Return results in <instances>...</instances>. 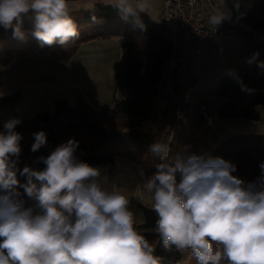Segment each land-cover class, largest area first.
Returning a JSON list of instances; mask_svg holds the SVG:
<instances>
[{
  "label": "clouds",
  "instance_id": "1",
  "mask_svg": "<svg viewBox=\"0 0 264 264\" xmlns=\"http://www.w3.org/2000/svg\"><path fill=\"white\" fill-rule=\"evenodd\" d=\"M112 5L122 20L144 30L143 4ZM25 18L42 45L63 46L77 35L68 0H0V26L13 29L15 38H23ZM225 18L209 21L218 25ZM19 123L9 119L0 132V264H161L135 228L130 200L104 186L99 168L76 157L74 139L39 157L43 170L25 166L21 184ZM34 140L32 152L46 145V134L35 133ZM149 151L159 163L143 190L151 194L154 232L166 249L190 253L196 264H264V163L247 181L222 158L192 153L169 161V147L160 142ZM20 189L34 206H25Z\"/></svg>",
  "mask_w": 264,
  "mask_h": 264
},
{
  "label": "trees",
  "instance_id": "2",
  "mask_svg": "<svg viewBox=\"0 0 264 264\" xmlns=\"http://www.w3.org/2000/svg\"><path fill=\"white\" fill-rule=\"evenodd\" d=\"M223 10L237 24V29L251 37L253 33L264 34V0H222ZM77 27V35L66 45L56 43L42 45L34 35L31 20L25 18L23 38H15L13 29L0 26V67L7 66L19 56L46 54L60 62H67L84 41L121 35V55L114 64L115 87L129 90V98L114 97L110 104L94 109L84 99L68 106L63 99L53 102L51 112L42 111L33 117L19 119L15 131L21 134V152L17 160V177L21 184L26 177L20 175L25 166L43 170L45 165L38 158L47 157L55 148L70 139L78 142L76 157L89 165L112 164L118 157H126L139 164L146 179L157 171L159 161L149 147L157 142L158 131L149 125L154 108V99L161 96L162 78L167 60L172 54V43L162 22L153 20L144 11L140 17L145 28L141 30L120 18L112 4L95 2L91 8L79 7L70 11ZM244 26V28L239 27ZM262 41L257 47L262 48ZM193 87V92L189 90ZM184 112L179 129L169 145L168 160L184 157L195 152L194 136L197 127L206 119L204 95L213 93L224 99L217 109L221 119L240 118L257 120L260 107H264V77L248 80L233 72L199 80L196 75L186 85ZM18 92L0 98L11 102ZM163 102V101H162ZM163 105V112H164ZM161 112V113H163ZM158 114V113H157ZM165 127V125H164ZM4 126L0 124V132ZM43 131L47 143L32 152L34 134ZM211 157L222 158L236 166L233 173L252 181L260 174L259 165L264 163V134L236 133L225 137L212 150ZM12 159L16 160V157ZM179 181V175L177 176ZM25 206H34L20 189ZM143 221L135 224L155 248L161 264H178L182 253L174 247L166 249L154 232L156 214L151 206H141Z\"/></svg>",
  "mask_w": 264,
  "mask_h": 264
},
{
  "label": "crops",
  "instance_id": "3",
  "mask_svg": "<svg viewBox=\"0 0 264 264\" xmlns=\"http://www.w3.org/2000/svg\"><path fill=\"white\" fill-rule=\"evenodd\" d=\"M97 1L102 2L93 0V3L89 2L87 5L90 7L78 6L89 9ZM160 11L161 2L158 15H160ZM157 22H160V19ZM233 37H227L219 41V43L230 38L234 39ZM118 38L112 35L84 41L77 47L67 62L57 61L50 55L35 54L19 56L7 66L0 67V98L15 91L18 92L14 101L7 103L0 101V117L7 122L9 119L14 118L16 114L24 115L26 112L33 114L43 110L51 112L53 102L58 99H63L68 106L74 105L79 98L84 99L94 109L100 108L103 104L107 105L106 95H109L115 86L113 67L121 55V41ZM244 43H249L251 48V45L255 48L257 47L250 41H244ZM261 45H264V41H262ZM207 53L206 50V55ZM262 58H264V55H262ZM109 69L112 77L110 88L107 87L109 82H105V79L110 76L108 73ZM224 70L244 75L249 79L248 74L236 71L234 67H228ZM115 90L116 87L113 91L111 102L116 97ZM121 96V98H129L124 92ZM23 97L26 98V103L27 101L34 102L27 104L26 108L18 109V103ZM39 109L42 111H39ZM262 111H264V107H260L257 120L240 118L222 120L226 121L227 124L231 123L229 125L234 124L232 128H229L230 132L264 134V126H262L264 124L261 122L264 120V112ZM219 119L221 120V118ZM209 148L207 146L206 153ZM91 166L101 170L102 181L106 188L119 191L130 200L129 208L134 213L135 224L142 222L143 213L141 206H151L152 199L151 194L143 190V184L147 179L139 164L126 157H118L112 164Z\"/></svg>",
  "mask_w": 264,
  "mask_h": 264
},
{
  "label": "built area",
  "instance_id": "4",
  "mask_svg": "<svg viewBox=\"0 0 264 264\" xmlns=\"http://www.w3.org/2000/svg\"><path fill=\"white\" fill-rule=\"evenodd\" d=\"M223 13L226 18L220 24L210 23V16ZM159 19L170 37L172 54L165 65L160 92L165 111L161 114L152 112L149 125L159 133L157 142L169 147L181 124L186 85L205 62V46L230 36L248 39L255 46L260 42L239 31L236 22L216 0H162ZM257 34L264 41V34Z\"/></svg>",
  "mask_w": 264,
  "mask_h": 264
},
{
  "label": "rangeland",
  "instance_id": "5",
  "mask_svg": "<svg viewBox=\"0 0 264 264\" xmlns=\"http://www.w3.org/2000/svg\"><path fill=\"white\" fill-rule=\"evenodd\" d=\"M93 0H68V6L69 11L79 8L78 5H82V7H90L87 6L92 2ZM103 4H113L115 0H100ZM217 3L220 5V7H223L222 0H216ZM160 2L161 0H129V3L136 4L141 3L144 5V11L147 13L152 19L155 21H159V8H160ZM92 6V5H91ZM120 38V43H122V36L121 35H115ZM118 38V39H119ZM234 39H229L227 41L218 42V44L215 45H206L207 55L205 57V63L202 65V68L199 70V72L196 74V78L199 80L204 78H211V77H217L226 72L228 67H234L236 71H240L243 74H248L249 79H257L259 77L264 76V68L259 67V62H264V58H262V55H264V46L262 48L250 47L249 43H244V41L249 42L248 39H243L238 36H234ZM251 40L255 42H261L259 38V34L253 33L251 34ZM259 53V56L256 61H253L251 64L248 62L249 59L252 58V56L255 53ZM120 57V56H119ZM108 73L110 76L109 78L105 79V82H109L107 87H111L112 77H111V71L108 70ZM115 89V86L112 88L110 94L106 95V101L107 104H109L112 100V94ZM109 90V89H108ZM191 93L193 92V87L189 90ZM127 94L128 97H130L131 92L129 90H123L121 88H116L115 90V96L116 97H122V93ZM25 96V95H24ZM204 105L205 109L207 110V116L206 119L202 122V124L197 127L195 136H194V144H195V154L199 155H209L211 156V152L214 149V147L222 141L225 137H228L230 135L241 133V132H230L229 128L233 127V125L227 124L226 121L220 120L217 117V109L218 107L223 103L224 99L220 96H217L213 93H207L204 96ZM25 97L19 101V106L17 108H26L27 104L33 103L34 101L25 102ZM103 103V102H102ZM71 105V104H70ZM106 104H103L100 108ZM16 106V105H15ZM154 106L156 108V113L161 114L163 110V102L161 96H157L154 99ZM43 110V108H42ZM39 109V111H42ZM44 111V110H43ZM38 112V111H37ZM264 112V111H262ZM1 113V111H0ZM31 113V112H30ZM29 112L24 113V115H19L22 118H30L35 115L36 112L33 114H30ZM15 117V115H14ZM262 124H264V120L261 121ZM6 121L0 117V124L4 126ZM168 121L165 122L164 125H167ZM261 124V125H262ZM264 126V125H262ZM207 146L210 148L208 149L207 153ZM178 264H196V260L194 257L191 256L190 253H183L181 261Z\"/></svg>",
  "mask_w": 264,
  "mask_h": 264
}]
</instances>
